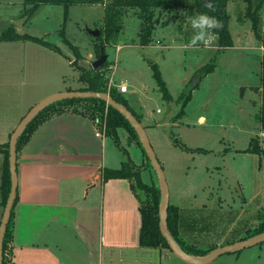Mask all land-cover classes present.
<instances>
[{
	"label": "rangeland",
	"instance_id": "obj_1",
	"mask_svg": "<svg viewBox=\"0 0 264 264\" xmlns=\"http://www.w3.org/2000/svg\"><path fill=\"white\" fill-rule=\"evenodd\" d=\"M257 1L254 0V3ZM0 2V31L7 28L8 17H15L14 21H18L19 24L27 17L15 16L24 6L23 0H0ZM196 2L197 0H186L185 10H173L161 15L160 22L152 32L151 42L147 45L139 44L141 19L134 10L126 9L121 31L113 42L104 45V51L109 63L105 68L108 77L113 71L116 84L121 81L127 83L129 90L126 96H129L131 104L138 108L137 111L141 110L152 123L162 119H174L180 110L178 96L184 90L185 84L193 77L196 70L206 64L214 63V69L201 79L198 87L192 91L191 99L183 108L188 120L179 127L169 124L159 131L163 143L164 140L176 138L182 145L200 148L201 152L191 154L188 162L187 157L184 159L189 166L187 178L191 185H195L196 200L200 205L205 206L200 211V222L197 225L200 230L196 235L200 236L197 245L207 249L223 237L227 239L244 237L258 225L252 211L241 209V211L229 212L226 208L230 205L233 208H240L241 205L264 203V156L244 151L250 146L254 137L264 148V131L260 129L256 120V113L261 105V95L257 89L260 85L258 57L264 52V47H261L256 40L250 20L245 17L244 0H233L228 3L227 9L230 14L228 28L233 41L231 47L217 46L215 35L209 45L202 42L192 45L191 40L197 30L192 28L190 18L200 14L196 10ZM100 5H71L64 21L62 5L43 4L27 17L23 31L55 44L63 43L60 31L64 27V35L76 48L74 51L70 46H62L67 49L66 51L73 52L74 56L69 60L74 71L66 67L54 66L51 62L53 53L50 49L32 42L28 43V46H41L42 60L35 69L40 76L34 90L29 91L27 78L19 71L22 70L19 59L9 61L8 76L11 83L8 90L11 99L14 97L9 102L15 105L16 110L26 111L30 103H34L38 97L53 89L56 84L53 77L57 73L66 74V85L73 88L78 85L74 76L77 73L78 60L86 58L88 60L85 63L86 67H91L88 55L95 53V46L99 42V39L91 35L88 29L103 28L104 11L103 6ZM262 28L264 29V7ZM0 46L24 45L23 42L18 41ZM12 49H8L11 56L21 51L16 47ZM96 58L94 54L93 60ZM81 63L84 64V61ZM151 63L158 66L172 100L163 99L153 77ZM107 90L108 93L111 90L118 96H123L110 80L107 83ZM75 105L89 107L87 103ZM199 114L207 116V122L203 125L197 122ZM101 121H98V127L106 133V119ZM119 130L123 131V134H129L133 139L124 127L117 128V135ZM121 140V144L128 147ZM128 149L132 155L135 149L131 147ZM136 152L138 151L134 152V157L137 159ZM174 157L183 158L175 154ZM180 165L174 163L171 171L165 166L164 174L172 192L173 178L178 183L181 182L184 188L186 186V178L183 179L185 173ZM142 179L147 181V173L144 171ZM244 202L247 204H243ZM263 215L264 206L259 211V217L263 218ZM221 243L225 245L228 241ZM263 244L262 242L241 251L222 254L208 264H244V260L240 258L236 261L232 256L247 250L259 252L261 247L263 252Z\"/></svg>",
	"mask_w": 264,
	"mask_h": 264
},
{
	"label": "crops",
	"instance_id": "obj_2",
	"mask_svg": "<svg viewBox=\"0 0 264 264\" xmlns=\"http://www.w3.org/2000/svg\"><path fill=\"white\" fill-rule=\"evenodd\" d=\"M24 8L22 6L15 15L17 18L23 16ZM15 19L13 16L8 17L7 28L13 26L17 33H27L23 31L27 17L19 27L12 24ZM18 41L23 42L24 46H0V144L9 141V136L20 120L39 100L58 92L79 90L85 86L79 80L78 69L74 75L78 84L75 88L66 85L65 73H57L53 77L56 83L53 89L38 97L34 103H30L26 111L16 110L15 105L9 102L11 99L8 90L11 83L8 76L9 61L19 59V66H22V70L19 71L27 78L30 91L35 87L40 76L38 70L35 71L42 60L40 47L50 49L28 40L0 41V45ZM31 42L41 46H28ZM56 45L60 51L50 49L53 53L52 64L57 68L73 69L69 60L74 56L73 52L66 51L67 49L62 47L69 45L64 42ZM12 47L21 51L11 56L9 50H13ZM94 54L88 55L90 64ZM81 56L84 57L83 54ZM78 61L80 66L86 67L85 63L88 60L84 58ZM81 61H84V64ZM109 80L110 83L116 84L113 71ZM126 94L127 92L122 95L131 106L130 98ZM19 95L21 96L20 91ZM131 108L139 114L140 122L149 135L148 138L163 170L165 171L167 166L171 171L174 163L178 165L181 163L186 186L184 188L181 182L178 183L173 178L172 192L167 182L169 204L179 207V236L186 243L197 245L200 242V236L196 235L200 230L197 225L200 222V211L205 206L200 205L196 200L195 185H191L187 178L189 166L185 163L184 157H187L188 162L191 154L201 151L185 150L174 142L176 138L164 140L163 143L159 132L163 126L169 124L177 127L184 124L188 120L185 112L182 116H175L174 119L168 117V122L162 119L152 123L141 110L138 112V108L133 105ZM84 109L83 105H72L62 106L56 111L49 112L27 134L16 150L17 191L12 213L11 239L6 251V264H189L167 248L140 245L141 213L139 199L131 180L127 178L104 180L103 173L105 168H119L127 154L135 163L143 164L142 172L147 173V181L143 180L144 182L151 183L154 180L153 172L146 166L140 147L129 137V134L118 131L121 141H124L128 147L134 148V152L138 151L137 159L134 157V152L131 155L128 147L121 142L119 145L105 133L102 138L98 137L96 135L97 128L100 129L98 120L80 111H85ZM9 113L12 115H8ZM171 115L176 114L171 113ZM197 122L199 125L205 124L207 116L199 114ZM184 146L190 149L198 148ZM174 154L183 157V160L175 158ZM3 162L4 154L0 151V185ZM243 200H246L245 196ZM263 206L264 203L241 205L240 208H233L230 205L226 209L229 212L241 211V209L252 211L256 224H259V211ZM3 210L0 193V220ZM241 237H231L232 239L223 237L220 241L214 242L213 246H220L225 240L228 243L235 242L241 240ZM261 250L262 247L259 252L247 250L232 257H235L236 261L241 258L245 261L244 264H264V251Z\"/></svg>",
	"mask_w": 264,
	"mask_h": 264
},
{
	"label": "trees",
	"instance_id": "obj_3",
	"mask_svg": "<svg viewBox=\"0 0 264 264\" xmlns=\"http://www.w3.org/2000/svg\"><path fill=\"white\" fill-rule=\"evenodd\" d=\"M230 1L233 0H211V3L213 5L211 9L206 6V0H197L196 2V10L199 13H207L208 15L213 16L220 21L221 27L212 29L211 31L216 36L217 46L221 48L231 47L233 44L232 36L228 28L230 14L228 13L227 7ZM244 2L246 3L245 17L250 20L251 30L256 40L260 43V46L264 47V29L262 28V11L264 7V0H258L256 3H254V0H244ZM23 4L25 7L23 15H26L27 17H30L42 4L62 5L64 9V21L69 6L71 5L101 4L104 11V22L103 28H99L100 33L96 37L97 39H99L98 44H96L95 46V54L97 58L99 57L101 50H104V45L110 41L113 42L115 36L121 31L123 25V14L126 9L134 10V12H136L141 19L140 31L138 34L139 44L147 45L151 42L152 32L156 28V25L160 22L161 15H164V13H168L173 10H185L186 8V0H23ZM60 35L62 36L63 42L69 45L75 51L76 48L72 46L70 41L64 35V27L61 28ZM10 40H28L44 45L56 52L60 51L59 47L55 43L49 42L42 37L31 35L28 33L19 34L15 31L13 26H10L0 33V41ZM258 60L260 63V85L257 86V89L259 90L261 95V105L256 113V120L260 125V129L264 131V52L261 54V56L258 57ZM108 64L109 63L106 60L97 69H93L92 66L86 68L78 65L77 69L79 70V80L85 84V86L81 87L79 90L108 92L107 83L109 81V77L107 75V71L105 70ZM214 67V63H209L202 66L195 71L193 77L185 84L184 90L178 96V100L180 102V110L177 114V117L183 115V108L191 99L192 91L198 87L201 79L209 72H211ZM151 68L153 71V77L158 86V90L160 91L163 99H166L167 101L172 100V96L169 93L164 80L162 79L158 66L155 63H151ZM109 94L117 102H120L125 107H127L139 122L141 121L139 114H137L135 110L129 106L127 99L124 96L120 97L111 90L109 91ZM78 103L89 104V107H86L84 109L85 111H80L87 114L96 121L106 119L105 134L114 139L116 143L120 145L119 136L116 134L117 128L124 127L140 147L145 157L144 159L146 160V166L153 172L154 180L151 183L144 182L141 177L143 164L139 165L135 163L133 159L128 156V154L126 155V159L122 162L119 168H105L103 178L104 180H108L111 178H127L131 180V184L134 188V191H136L139 199V209L141 213V227L139 233L140 245L146 247H160L169 249L167 241L162 235L159 227L158 210L160 202V190L155 172L153 171L150 161L141 146L138 135L135 132L134 128L119 111L111 106H108L105 101L97 98H71L63 99L47 106L28 124L26 130L18 139L16 150H18L20 143L27 136V134L32 131L36 127V125L44 119V117H46V114L52 111H56V109L62 106H72ZM76 109L78 110V108ZM105 110L107 111L106 116ZM256 139V137L252 138L250 146L244 151L264 156V148L261 147L258 142H256ZM174 142L185 150L200 151V148H187L186 146L179 143V141H177L176 139H174ZM8 148L9 141L4 144H0V151L4 154L3 173L0 185L1 205L3 209L5 207L11 185L8 162ZM143 194L144 196H142ZM13 207L3 240V264H6V251L11 239V221ZM179 219V207L173 204H169L167 211L168 229L170 230L175 240L186 252L194 255H204L213 248L217 247L210 245V247H208L207 249H203L198 247V245L188 244L183 241L178 233ZM263 230L264 217L262 218L261 216L260 222L257 227H255L252 232L246 233V235L241 239L257 234Z\"/></svg>",
	"mask_w": 264,
	"mask_h": 264
},
{
	"label": "water",
	"instance_id": "obj_4",
	"mask_svg": "<svg viewBox=\"0 0 264 264\" xmlns=\"http://www.w3.org/2000/svg\"><path fill=\"white\" fill-rule=\"evenodd\" d=\"M207 1V0H206ZM26 18V17H25ZM23 18V20L25 19ZM15 26L19 27L18 21L14 22ZM88 32L97 37L99 35V29H88ZM107 60V54L104 50H101L98 58L91 62V66L93 69L99 68L105 61ZM71 98H97L105 101L108 106L113 107L117 111H119L130 123V125L134 128L135 132L138 135L141 146L150 161L153 171L155 172L156 179L158 182L159 190H160V202H159V227L162 235L167 241L169 249L180 259L189 263V264H208L213 261L215 258L222 254L232 253L241 251L245 248L254 246L256 244L264 242V230L249 236L247 238L228 243L225 245H220L204 255H194L186 252L179 243L172 236L170 230L167 226V211L169 207V190L166 181V177L164 174L163 167L150 143L148 135L144 126L139 122L132 112L125 107L122 103L117 102L108 92H99V91H88V90H71L64 91L52 94L41 99L38 103L33 105L28 112L24 115V117L20 120L16 128L14 129L11 138L9 140V172H10V192L3 210L2 218L0 220V264H3V240L5 236V232L7 229V224L9 222L12 207L14 205L16 191H17V168H16V146L19 137L26 130L28 124L47 106L61 101L63 99H71Z\"/></svg>",
	"mask_w": 264,
	"mask_h": 264
},
{
	"label": "clouds",
	"instance_id": "obj_5",
	"mask_svg": "<svg viewBox=\"0 0 264 264\" xmlns=\"http://www.w3.org/2000/svg\"><path fill=\"white\" fill-rule=\"evenodd\" d=\"M206 6L209 9L213 7L211 0H207ZM190 23L192 28L197 30L191 40L192 45H196L198 42H202L205 45L211 44L215 38L211 30L221 27L220 21L207 13H200L191 17Z\"/></svg>",
	"mask_w": 264,
	"mask_h": 264
},
{
	"label": "built area",
	"instance_id": "obj_6",
	"mask_svg": "<svg viewBox=\"0 0 264 264\" xmlns=\"http://www.w3.org/2000/svg\"><path fill=\"white\" fill-rule=\"evenodd\" d=\"M116 85V84H115ZM110 85H108V87H109ZM117 86V88H118V90H119V92L121 93V94H125L126 92H128V85L126 84V83H120V84H117L116 85ZM110 88V87H109ZM97 124V123H96ZM103 126V125H102ZM103 128H104V126H103ZM103 131H101L100 129H98L97 128V131H96V135L98 136V137H103Z\"/></svg>",
	"mask_w": 264,
	"mask_h": 264
}]
</instances>
